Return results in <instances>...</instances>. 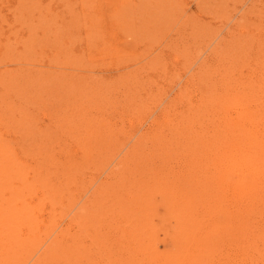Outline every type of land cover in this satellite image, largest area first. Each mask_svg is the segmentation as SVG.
<instances>
[{
    "label": "rangeland",
    "instance_id": "obj_1",
    "mask_svg": "<svg viewBox=\"0 0 264 264\" xmlns=\"http://www.w3.org/2000/svg\"><path fill=\"white\" fill-rule=\"evenodd\" d=\"M261 107L264 0H0V208L34 209L42 229L50 208L64 222L104 179L130 191L124 211L100 200L111 205L95 217L107 241L93 242L86 229L98 225L85 224L80 264H168L152 253L170 249L183 196L199 184L209 197L228 194V179L217 180L221 133ZM154 118L165 124L119 164ZM214 197L207 209L190 203L200 226L217 231L225 219ZM225 237L210 239L198 264H264V243L249 263Z\"/></svg>",
    "mask_w": 264,
    "mask_h": 264
},
{
    "label": "bare ground",
    "instance_id": "obj_2",
    "mask_svg": "<svg viewBox=\"0 0 264 264\" xmlns=\"http://www.w3.org/2000/svg\"><path fill=\"white\" fill-rule=\"evenodd\" d=\"M244 3H246V2H244ZM251 7H253V6H251ZM216 34H218V33H216ZM233 34H235V33H233ZM227 46H228V44H227ZM254 64H256V63H254ZM239 68H241V67H239ZM258 69H260V68H258ZM241 71L242 70H240V73H241ZM240 76H242V75H240ZM260 81H262V79ZM245 83H246V85H245L246 88H254L255 87L253 82H251L250 80L247 81V79H246ZM231 92H232V89H231ZM246 98L248 101V97H246ZM160 117H161V115H160ZM158 120H159V118H154L151 121V123L148 125V127L139 134V137L137 138V140L130 147H128V150L126 152H124L123 158L118 160L120 162L119 164H122L125 160L129 159V157L132 154L137 153L138 149L140 148V146L142 144V141L145 140L146 138H152L154 133L156 131H158V129H161V127L165 124V120H164V122L158 121ZM222 122H223V120H222ZM231 122H232L231 125L229 124L230 126L225 131V133H221L222 139L225 137V139L222 140L223 145L225 146V151L223 153V156H221L220 159L218 158L219 161H216L218 166L215 164V166H217V168L219 166H221V168H222V170H220V172H219V173H221V176L217 180L220 179L219 181H221L222 178L226 179V180L228 179V183L226 185L227 191H229L228 194H226L227 192L226 193H219V194H224V195H222V196L216 195V198L212 194V195H210L212 197H209V196H207V194L209 193V191H207V190H209L208 189L209 187H207L206 184H204L202 186H200V184H199L198 187H200V188H198V187H196L197 186V184H196V186H195L196 188H192V191H195L193 194L192 193L191 194L186 193V195L183 196L182 205L186 204V208L183 210V212L181 209H179L177 214H175V220L177 221V225H176L177 231H176V235L172 236V238L170 239V242H171L170 249H168V251L166 250V252H163L161 254H158V252H153L152 253V257H153L152 259L153 260H158V261L162 260V261H164L163 263H168V264H171V263H175V264H185V263L186 264H198L199 262L203 261L205 258L208 257V255H205V253L202 252L201 250L205 246L209 247L210 245H212V242L210 241V239L220 237V236H223V237L226 236L225 238L228 239V241H231L232 246H234L238 250H241L242 253L238 254V255L244 256V258L246 259L245 261H248L249 263H251V261H254L253 256H256L255 254H258V253H255L256 251L253 248H257V245H259L258 241L261 243H264V240H262V239H264V108L261 107L260 112L259 111H253V110H249L248 112L242 111V113H240L237 117H235V119H232ZM153 127H156V129H153ZM221 127H223V126H221ZM163 130L165 131V129H163ZM134 159H136V158H134ZM212 170H214V169H212ZM113 171L115 172V170H113ZM210 173L212 174V173H214V171L213 172L211 171ZM210 173H209V176L211 175ZM109 179H111V180H108V179L105 180L104 179V181H101V183H99L94 189H92V191H90L89 195L86 194L87 195V196L85 195L86 198L85 197H84V199L82 198L83 200L81 201V203L79 202L80 203V205L78 204L79 206H76L73 208V206L71 205L70 206L71 208L69 207V209L65 213V216L67 218L65 217L66 220H64V222H60L61 219H63L64 217L60 218V221H59L60 223L59 222L58 223L53 222L52 220L56 215L55 214L56 209H55V207L50 208V210H48V211H50V213H49L50 216L48 215L49 219H47L45 226L42 225V226H44V228H42V229L39 226V220L37 218V215H36V212L34 211V209L33 210L24 209L22 207L21 209L16 210V209L12 208L11 206L8 207L7 206L8 203H4L3 204L4 206H2V208H0V264H17L18 262L20 264H80V263H82V261H80V263H79V260H83V259H80V255H81L80 252L82 251V249L79 246V243H80V233H81V231L83 232L85 229L84 227H86L84 225L88 224V222L90 220H92V222L89 224L93 225V223L96 222L98 225V223H101L102 220L95 218L97 211L98 212H105V214H106V211L108 212L107 206L110 203H107V202L109 200L105 204H103L100 200L104 199L106 196L107 197L111 196L114 199V201H112L113 205L115 204L116 207H119L124 211L123 206L125 205V203H124L123 198H124V196L127 197V195L129 194L130 191H127L125 189V187L119 188L120 185L117 186L115 184H112L111 181L112 180L116 181L115 179H112V178H109ZM206 179H209V178H206ZM210 179H213V177ZM216 182H218V181H216ZM214 184H216V183H214ZM214 184H211V185H214ZM68 186H70V183ZM68 186H67V188H68ZM208 186H210V185L208 184ZM222 186H223V184H222ZM219 187H221V185ZM212 188H213V186H212ZM68 190L70 191V188ZM108 190H116V192L112 196L111 195L112 192H110V194H109ZM122 190H124L125 193L123 194L122 197L119 198V195L121 194ZM213 190L211 189L212 193H214ZM223 190H225V189H223ZM71 191H73V188ZM86 191H87V189H86ZM107 191H108V193H106ZM215 192L217 193V190ZM14 196L17 197V195H14ZM129 197L131 198V196H129ZM136 197L137 198H135V199H138V196H136ZM213 197H214V201H216V200L218 201V197L222 198L221 203H220V200L217 203L219 206H221L219 213L223 217V219H225L224 223L220 224L219 227L217 226L218 227L217 231H216V229H212V226H205V227L200 226V224H201L200 220L196 216V214H198V213L195 212L196 208H194V206L191 205V203H190L193 199H197L198 205L203 206V204H204V208H205L206 207L205 205L210 203L211 200H213V199H211ZM208 199H210V202ZM115 205H114V207H115ZM109 206H111V205H109ZM192 206H193V208H192ZM213 206H215L214 202H213L212 207ZM216 206H217V204H216ZM100 207H102V208H100ZM212 207L210 206V208H212ZM204 208H202V209H204ZM216 208H218V207H216ZM206 209H207V207H206ZM206 211H208V210H206ZM206 211H205V213H207ZM213 211H211V212H213ZM115 212H116V210H115ZM199 212H200V210H199ZM105 214H104V216H106V218H104L105 220L103 219L104 222L107 220V215H105ZM132 214L130 216H132ZM134 214H136V213H134ZM211 214H213V213H211ZM98 215H100V214L98 213ZM112 215H114V214H112ZM136 215H138V214H136ZM256 215H258V217H260L259 221L261 220V222H258L257 224H255V222H252V219L254 217H256ZM101 216H99V218H102ZM205 216L208 217V215H205ZM204 217L203 218L200 217L203 219V222L205 221ZM121 218H123V216ZM137 220L138 219H136V221ZM112 221L113 220H111V222ZM206 221H207V219H206ZM102 223H103V221H102ZM138 223H139V221H138ZM95 225L96 224H94L93 226H95ZM100 226L102 227L104 225L100 224ZM100 226L98 225L97 226L98 228L95 229V227H93L91 229V226L89 227V225H88L87 226L88 229H86V230H88V233H89V231H90V233L93 232L92 237H94V238L92 240H93V242H95L97 240L98 244H100L101 241H103L102 239L105 237V234H104L105 231L104 230H103L104 235L102 233H99V231H98V230H100L99 229ZM137 227H138V225H137ZM137 227H135L134 229L137 230L136 229ZM206 227H211V228L208 229ZM93 229H95V230H93ZM42 230H43V232H42ZM91 230H92V232H91ZM109 231H110V229H109ZM109 231H107V232H109ZM118 231H121V230L119 229ZM196 231H198V232L195 233ZM113 232H115V231H113ZM127 233L129 234V232H127ZM143 233H144V230H143ZM123 234H122V236H123ZM139 234L140 233H138V235ZM117 235L119 236L121 234L119 233ZM140 235H142V234H140ZM111 237H112V235H111ZM104 240L107 241L106 238H104ZM108 240H110V239H108ZM120 240H122V239H120ZM131 240H132V237H131ZM135 241H134V243H135ZM148 241H149V239H148ZM129 242H130V240H129ZM213 242H214V240H213ZM108 244H109V242H108ZM108 244H106V246ZM127 244H129V243H127ZM135 244H137V243H135ZM110 245H108V246H110ZM122 245L124 246V244H122ZM122 245L121 246L118 245L120 248L119 249L117 248V251H119L123 247ZM99 246H101V245H99ZM108 246H107V249H110ZM114 246L117 247L116 244H114ZM114 246L111 245L110 247L112 248ZM188 247H190V248L195 247V250L190 252L191 250ZM218 250H220V249H218ZM103 251H106V248L103 249ZM108 251H112V250H108ZM259 251H261V249H259ZM111 253H109V254H111ZM125 254H126V252H125ZM141 254H143V253H141ZM144 254L146 255V253H144ZM91 255H89V257ZM113 255L115 256V254H113ZM129 255H131V253ZM85 256H83V257H85ZM134 256H135V254H134ZM83 257H81V258H83ZM257 257H261V256L257 255ZM121 258L122 257H120V259ZM244 258L242 257L241 259L243 260ZM127 259H128V257H127ZM145 259H147V258H145ZM106 260H107V258H106ZM133 260L130 262L135 264V262H133ZM126 261L127 260H125L124 263H127ZM141 261L140 262L138 261V264L141 263ZM109 263H111V262H109ZM121 263H123V262H121ZM149 263H151V262H149ZM142 264H143V261H142ZM145 264H146V262H145Z\"/></svg>",
    "mask_w": 264,
    "mask_h": 264
}]
</instances>
